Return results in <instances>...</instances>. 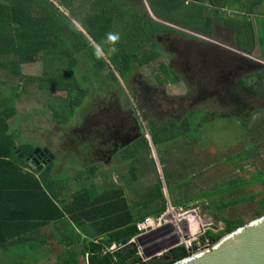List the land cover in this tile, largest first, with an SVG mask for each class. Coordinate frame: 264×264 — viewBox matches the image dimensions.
Instances as JSON below:
<instances>
[{
    "label": "trees",
    "instance_id": "trees-1",
    "mask_svg": "<svg viewBox=\"0 0 264 264\" xmlns=\"http://www.w3.org/2000/svg\"><path fill=\"white\" fill-rule=\"evenodd\" d=\"M119 1L91 0L85 14L84 24L81 27L83 32H80L71 31L68 28L69 17L59 9L60 6L61 9L64 8L70 12L75 0H59L58 6L49 0H0V41L3 43L0 47V68L6 69L8 76L18 77L25 83L24 86L36 83V88L40 91L46 89L44 81L47 80L50 82L48 87L50 96L54 90L63 91L68 99L66 104L64 99H62L63 105L51 106V103L48 104L50 101L47 103L51 117L56 120V123L63 124L67 120V115L73 111V106L78 105L85 95L84 87L72 74V69L77 62L80 60L97 72L105 69V61L95 46L106 51L103 40L105 37H109L111 30L115 28L113 23L117 21V14L126 10V6H122L124 4L118 3ZM178 1L182 3L185 0ZM191 1L202 2V0ZM205 1L214 8L235 4L244 15L235 20H224L214 11L210 18L204 19L201 27L202 33L210 35L212 19L218 18L224 25L232 29L233 46L236 50L250 54L254 47H257L258 56L264 61V27L258 26L253 29L251 23L246 19L247 15L251 14L253 8L259 5L262 0ZM145 2L154 15H158L163 9L162 0H145ZM141 18L143 21L151 23V29L143 30V22L136 23L130 28L131 33L127 31V34L114 42V46H118V51L112 54L110 62L119 73L127 68L135 58L127 50L128 48L125 49V46L127 47V44L137 41L144 35L143 39L150 40L148 33L157 32L156 29L159 25L152 22L147 16ZM135 27H138L136 28L139 30L138 35L132 32ZM120 28L124 30L122 26ZM133 47L136 48V45ZM151 58L153 56H144L143 62H147ZM118 60L120 66L116 64ZM35 61L42 66L41 75L38 77L20 76L18 67L21 64ZM109 76L115 80L111 71H109ZM254 76V89L246 85L243 80L239 82L242 92L252 96L260 95L257 92L260 91L262 80L260 73H255ZM18 98L17 94H9L0 99V167L2 168L1 179H5L6 183L5 186L3 184L0 186V201L7 203L9 195L15 197V200H10L11 204H15L13 208L11 207L10 216L5 215L4 218H1V222L13 219L18 222L38 220L35 225L38 228L48 222H53V236H55L56 242L64 247V251L59 257V264H80L79 259H83L85 254H87L86 264H171L188 256L181 246H177L168 250L167 257L169 259L166 263H161L160 259L143 263L135 255V245L127 243L135 235L134 224L136 222L147 216L157 217L165 208L161 182L157 177H155L154 183L145 188L141 194H137L135 199L127 200L121 186H109L99 192L96 191L90 182L92 172L90 169L84 168L78 171L73 178V180H81L84 183L63 199L60 197L62 193L58 187L65 183L52 177V160L45 164L40 171L32 170L27 166L24 159L36 146L35 144L32 145L26 141L18 143L15 149H18L21 157L16 158L17 154H13L12 138L6 133L8 129L6 122L14 116L13 101ZM236 104L237 108L233 109L229 116L222 117L219 114L213 116L202 113L203 117L200 121L196 120L191 125L188 118H181L179 121L166 119L164 122L149 120L147 131L151 144L162 146L168 142L176 141L178 138H187L191 143L192 132L196 133L195 130L206 122V117L210 120L213 118H234L244 125L249 117V107L238 99H236ZM194 136L192 135V137ZM147 152H149L148 145L143 137L136 146L123 151L125 154L123 158L129 160L127 164L128 177L124 178V187H128L130 182L135 180L134 163L140 155ZM250 176V180L241 181L238 186L264 182V172L252 173ZM164 178L167 181V175ZM12 181L14 182L13 186L11 185ZM235 187L237 185L234 184L218 185L214 190L206 192L200 190L195 197L182 201L177 199L172 204L186 207L197 200L202 209L211 214L213 212V218L222 222V228L217 231L207 229L203 235L197 237L199 241L206 238L208 242L213 243L219 236L244 224L239 218H225L222 213L223 208L249 199L253 200L258 196L250 195L218 203L212 200L215 194H223ZM170 191L168 190V192ZM256 205L257 211L254 212V215L260 217L264 214V192L260 193ZM26 233V231H18L14 236L20 242L18 237L24 236ZM12 241L14 240L0 238V246ZM111 243H120L123 247L113 255L98 253L100 248Z\"/></svg>",
    "mask_w": 264,
    "mask_h": 264
},
{
    "label": "rangeland",
    "instance_id": "rangeland-1",
    "mask_svg": "<svg viewBox=\"0 0 264 264\" xmlns=\"http://www.w3.org/2000/svg\"><path fill=\"white\" fill-rule=\"evenodd\" d=\"M49 1L56 6L59 4V0ZM90 1L75 0L70 12L62 11L59 6V9L69 17L75 29L80 32H82L81 27L84 24L85 14L88 11ZM136 1L120 0V3H125L122 6H126V10L131 11V9H137ZM202 1V3L194 2L196 6L191 7L193 5L192 3V5H188L191 8H186L192 14L193 18L191 20L195 21L193 31H196L197 27L199 28L201 21L206 19V16L211 15V12L205 9V1ZM183 2H186L184 6L187 7V2L189 4L191 1L185 0ZM190 9L192 12H190ZM257 9L256 6L253 8V11H257L256 13L259 15L264 14V3L259 7L260 10ZM137 13L141 14L140 12ZM223 13L225 16L233 15V18H235V14L233 13L227 11ZM126 15L124 16L125 19L127 18ZM125 19H122V21L124 22ZM260 21L264 24V18L260 19ZM136 23V20H131L129 23L125 22V24H121L118 20L113 23L115 28L111 30L109 37H105L103 40L106 51L95 46L105 62L108 60L109 50L112 48L115 50L116 48L114 46L115 40L127 34V31L130 32V28ZM185 25L191 24L188 21H180L179 25H177L179 31L183 32L186 27ZM121 26L124 30L120 28ZM136 28L138 27H135L132 32L138 35L139 30ZM142 29H151V23L144 21ZM228 31L225 30V33H229ZM183 33L189 35L185 30ZM111 36H115L116 39H110ZM144 36L140 37V39ZM230 37V45L235 52L232 54L244 59L246 63L252 64V67L250 66V68L241 71L237 77L247 78L245 80L246 85L254 89L255 73L262 75L260 91L257 92L260 95L248 97L241 94L242 99L250 104L247 122L241 125L234 118H213L210 120V118L206 117V122L195 130L196 133L191 131L192 135H195L194 137L191 135V143H189L187 138H178L176 141L168 142L166 145H152L147 131V122L149 120L155 122H164L165 119L179 121L183 117L188 118V122L191 125L196 120L200 121L203 117L202 113L213 116L219 114L223 117L226 115L229 116L232 111V106L229 104L226 95V97H222L224 105L217 103V101H215V105L211 102L212 97H209L205 100L194 101L191 104V109H193L191 117V110L185 112V108L191 102V97H194L193 93L190 92V95L184 96L179 89L174 88L175 85H166L167 92L164 95L162 88L158 87L159 91L156 92L157 95H152L151 93L152 100L150 105L146 109L138 112V116L136 114L134 115L141 127L149 152L140 155L134 163L135 180L131 181L128 187L123 186L124 178L128 177V159L121 162L116 151L110 154L108 153V159L106 161L99 159V154L97 155L98 159H94L93 151L96 150L95 143H97L98 149L100 148L101 151L109 146L110 141L108 139L106 143H100L98 145L99 140L91 137L94 135V125L89 119H93V105L97 101H99L98 103H104L109 98L106 95V89H108L111 83L101 73L98 76V74L88 69L82 61L79 60L75 67H73L72 74L81 83L82 87H84L85 95L78 105L73 106V111L67 115V120L63 124L58 125L56 124V120L52 119L47 103L50 101L48 104L51 103V106H55L56 104L63 105L62 99H64L65 104L68 99L63 91L54 90L50 96V91L48 90L50 82L45 80L44 84L46 89L40 91L36 88V83H32L30 87L25 89L24 94L23 92L20 94L17 100L18 111L16 113L18 128H20L19 122H22L21 126L26 125L29 129L26 142L32 145L37 144L40 147L44 145L50 151L53 157L51 175L66 184V195L84 183L81 180H73L74 175L84 168L90 169L92 172L90 182L94 185L96 191L99 192L109 186H121L123 187L127 200L135 199L136 195L141 194L145 188L151 186L155 181V177H157L161 182V192L165 206L167 203L173 205V201L177 199L182 201L193 198L198 195L200 190L206 192L208 190H214L218 185L228 186L229 184H234L237 187L232 190L229 189L223 194H215L212 200L216 201V203L228 202L237 198L258 195L253 200L249 199L245 202L235 203L222 210L225 218H239L244 223L243 225H245L258 218L254 215V212L257 211L256 201L260 193L264 192L263 181L253 182L246 186H238L239 182L250 180V174L264 172V61L259 58L257 47H254L250 54H246L233 47L231 32ZM143 40L146 44L148 43L147 40ZM163 60L164 58L159 61ZM106 65L108 70H111L108 64ZM156 65L157 63L155 62L147 64L149 77L146 75L150 79V83H152L151 77L159 76ZM41 70L42 66L39 62L35 61L24 69V74L37 77L41 75ZM140 77L142 80L145 79L143 75H140ZM144 83L147 82L144 80ZM160 83L167 84V81L163 79ZM229 85L230 91L234 89L233 84ZM130 89L132 90V88ZM127 93L128 97L126 96L124 98L120 97L119 94L117 101L123 105L122 107L132 108L134 104L133 92L128 91ZM101 113L99 112L98 114ZM134 113L136 112L134 111ZM21 129L26 132L24 126ZM166 175L168 177L167 181L164 178ZM168 190L171 191L168 192ZM184 208L194 210L201 223L198 226L202 225L204 229L209 228L216 231L222 228V222L213 218V212L211 214L202 209V206L197 203V200ZM202 230L200 228V231ZM160 234V232L157 233L153 238L159 239ZM224 235L219 236V238ZM149 238L143 239V242ZM173 242L176 241L174 240ZM55 246L52 251H49V248L44 250L42 259H39L36 255L33 256L32 264H59V257H61L60 255H62L64 250L59 244ZM169 248L166 244L158 243L155 251L163 250L161 257L165 259L167 258ZM8 258L7 261L16 264ZM79 260L80 264H83L84 260L82 258ZM6 263V257H0V264Z\"/></svg>",
    "mask_w": 264,
    "mask_h": 264
},
{
    "label": "flooded vegetation",
    "instance_id": "flooded-vegetation-1",
    "mask_svg": "<svg viewBox=\"0 0 264 264\" xmlns=\"http://www.w3.org/2000/svg\"><path fill=\"white\" fill-rule=\"evenodd\" d=\"M136 5L138 7L135 10L130 8L131 11L123 10L119 12L117 20L121 24H125V22L129 23L131 20H136L137 23L144 22L140 14L137 13L141 11L139 0L136 1ZM126 13L128 14L126 15ZM124 14L127 16L126 19ZM122 19H125L124 22ZM164 27L165 29H162L158 34L149 35L150 40H147V44L141 38L133 42L135 44L131 42L129 45L127 44V47L125 46V49L128 48L127 50L135 58L132 59L127 68L123 69L119 67L123 69V71H120L121 73L117 72L110 62L112 54L118 51V46L116 45L117 48L115 50L113 48L109 50L108 60L105 62L111 70H108L107 65L102 70L103 72H97L87 67L98 74V76L101 73L111 83L108 89H106V95L109 98L104 103H98L99 101H97L93 105V119H89L94 125V135L91 137L99 140L98 145L106 143L108 139L110 141L109 146L101 151L100 148L98 149L97 143H95L96 150L93 151L94 159L99 158L102 161H106L108 153L116 151L121 162L126 160L123 158V155H125L123 151L129 147L136 146L139 140L142 137L144 138L141 127L134 115L138 116V112L150 105L152 100L151 93L155 95L159 91L158 87L162 88L164 95L167 92L166 85H175L174 88L179 89L184 96L193 93L194 97H191V102L186 108L184 107L185 112L193 111L191 104L194 101L205 100L209 97H212L211 102L215 105V101L224 105L222 97L227 96L228 102L232 106L231 110L237 108L236 99L247 104L248 107L250 106L247 101L242 99L241 94L248 97L253 96L242 92L239 87V82L243 80L245 83L247 78L243 79L237 76L241 71L250 68L252 64L246 63L244 59L233 55L235 52L230 45V31H228L229 33H225L223 26L218 21L211 24L210 35L203 34L201 28L198 34L188 33L189 35H187L183 33L184 30L181 32L177 28L170 27V29H166L168 27ZM172 27L175 26L172 25ZM122 42L124 44L123 40ZM133 45H136V48ZM144 56H153V58L147 62H143ZM163 58V61H159ZM150 62L157 63L156 66L159 73L158 77H151L152 83L148 79L149 74L147 72V64ZM116 64L120 66V61L118 60ZM109 71L114 74L115 80L109 76ZM140 75H143L145 79L142 80ZM163 79L167 81V84L160 83ZM144 80L147 83H144ZM229 84H233L234 87L231 91L229 90ZM127 90L133 92L134 104L132 108L125 106L124 108L117 101L119 94L122 98L128 97ZM215 97H217L216 100ZM99 112L102 113L98 114ZM128 142L130 143L125 146ZM98 154L99 157L97 158ZM166 259L169 258L167 257Z\"/></svg>",
    "mask_w": 264,
    "mask_h": 264
},
{
    "label": "crops",
    "instance_id": "crops-1",
    "mask_svg": "<svg viewBox=\"0 0 264 264\" xmlns=\"http://www.w3.org/2000/svg\"><path fill=\"white\" fill-rule=\"evenodd\" d=\"M186 1H191V0H186ZM205 1V0H204ZM203 2V1H202ZM201 2V3H202ZM186 2H179L178 0H162V4H163V9L159 12L158 15H154L148 8V5L146 4L145 0H139V4H140V16L146 18V16L155 24L159 25V27L156 29L157 32L154 33H148L149 35H155L158 34L162 29L164 30L165 27H168L166 29H170L171 28H177L179 30V27H177V25H179L180 21H188L190 22L191 25H185L186 27L184 28V30L187 33H193V34H198L199 33V29L202 27V23L204 21V19L201 21L199 28H196V31H193L194 29V20H191L192 14L189 13V11L187 10L188 8L194 7L196 6V4L194 2H187V7L184 6ZM193 3V5H192ZM264 3V0L261 1V3L259 5H257V10H260L259 7ZM205 9L211 12V15L214 11H216V13H218V16H220L222 19H227V20H235L237 18H240L242 15H244L243 12H241V10L239 9V7L235 4H227L226 6H222V7H212L210 6L206 1H205ZM188 5H192L191 7ZM187 8V9H186ZM197 9V7H196ZM230 12L235 14V18H233V15L230 16H225L223 12ZM190 12L191 9H190ZM257 11H252L251 14L247 15L246 19L251 23L253 29H256V27L260 26V27H264V24L260 21V19L264 18V14H257ZM146 13V15H144ZM211 15L206 16L205 18H210ZM218 18H213L212 19V23L215 21H218L219 24H221V26H223L224 30H229L232 34V29L230 27H227L226 25H224ZM177 24V25H176ZM175 26V27H172ZM190 28V29H188ZM153 30V29H152ZM83 32V31H82ZM2 42L0 41V47L2 46ZM234 47V46H233ZM31 63H26V64H21L18 67V71L20 76L22 77H32L30 75H25L24 74V69L27 68V66H29ZM38 77V76H37ZM25 83L18 79V77H11L8 76L7 74V70L6 69H2L0 68V99L1 97H5L9 94L12 95H19L24 91L26 88L30 87V86H24ZM23 89V90H22ZM18 100V99H17ZM17 100L14 99L13 101V110L15 112L14 116L12 118H9L7 120V134L9 136H11L12 141L14 143V147H13V154L16 155L14 153V150H18L15 149V146L23 141L27 140V136L29 135L28 133V127H26V125H22L25 127L26 132H24L21 126L22 122H19L20 128H18V120H17ZM58 124V123H56ZM59 125V124H58ZM31 141V140H29ZM35 147L38 148H46L44 145H42V147L38 146L37 144H35ZM34 147V148H35ZM0 148H1V143H0ZM47 149V148H46ZM49 151V150H48ZM50 152V151H49ZM21 155V154H20ZM17 158V157H16ZM44 167V166H43ZM42 167V169H43ZM1 167H0V186H5V179H1ZM41 169V170H42ZM27 171V170H26ZM10 184V183H9ZM11 185H14V182L12 181ZM60 191H61V198H65L66 197V193H65V188H66V184L61 185L60 187ZM58 192V191H57ZM10 200H15V197L12 195H9V200H7V203L0 201V225L2 224V226L0 227V238H5V239H10V240H14L12 242H7L5 245L0 246V257L5 258L6 257V264H13V262L7 261L8 259H11L12 261H14L16 264H32V257L33 256H37L39 259H42V256L44 255V250H47V248H49V251H52L54 246L56 244H58L56 242L55 236H53V222H48L47 224H45L44 226H41L38 228V226L35 227V225H37L38 220H25L22 222H18L17 220H12V221H7V222H1V218H4L5 215L10 216L11 212L10 211L14 205L10 203ZM12 207V208H11ZM35 209V207H34ZM36 210V209H35ZM35 213V212H34ZM2 215V217H1ZM18 231H26V235L24 234V236H19L18 239H20L21 241L18 242L17 238H15V233ZM12 235V236H10ZM61 244H59L60 246ZM56 247V246H55ZM61 248L64 249V247L61 245ZM5 256V257H4ZM11 257V258H10ZM37 262V260H36ZM35 262V263H36Z\"/></svg>",
    "mask_w": 264,
    "mask_h": 264
},
{
    "label": "built area",
    "instance_id": "built-area-1",
    "mask_svg": "<svg viewBox=\"0 0 264 264\" xmlns=\"http://www.w3.org/2000/svg\"><path fill=\"white\" fill-rule=\"evenodd\" d=\"M199 224H201L200 220L194 210L167 203L164 211L159 216H147L136 222L134 224L135 235L127 243L135 245V255L143 263L163 259L161 257L163 250L155 251L158 243L166 244L170 247L169 249L181 246L189 256L198 251L209 249L214 243L208 242L206 238L203 241L197 239L198 236L203 235L205 230L209 229H204L202 225L198 226ZM200 228L203 230L200 231ZM159 232L161 233L159 239H154L153 236ZM145 238L149 239L143 242ZM174 240L176 242H173ZM122 247L123 245L120 243H111L100 248L98 253L100 255H113L114 252L122 249ZM86 257L87 254L83 257V264H86Z\"/></svg>",
    "mask_w": 264,
    "mask_h": 264
},
{
    "label": "water",
    "instance_id": "water-1",
    "mask_svg": "<svg viewBox=\"0 0 264 264\" xmlns=\"http://www.w3.org/2000/svg\"><path fill=\"white\" fill-rule=\"evenodd\" d=\"M62 11L66 12L64 8ZM68 28L75 30L70 22ZM16 157L21 155L14 150ZM53 159L46 148L35 147L24 159L35 171ZM166 263L168 259H161ZM171 264H264V215L238 227L216 240L209 249L191 254Z\"/></svg>",
    "mask_w": 264,
    "mask_h": 264
},
{
    "label": "clouds",
    "instance_id": "clouds-1",
    "mask_svg": "<svg viewBox=\"0 0 264 264\" xmlns=\"http://www.w3.org/2000/svg\"><path fill=\"white\" fill-rule=\"evenodd\" d=\"M110 39H112V40H115V39H116V37H115V36H111V37H110Z\"/></svg>",
    "mask_w": 264,
    "mask_h": 264
},
{
    "label": "bare ground",
    "instance_id": "bare-ground-1",
    "mask_svg": "<svg viewBox=\"0 0 264 264\" xmlns=\"http://www.w3.org/2000/svg\"><path fill=\"white\" fill-rule=\"evenodd\" d=\"M194 231H196V229H194Z\"/></svg>",
    "mask_w": 264,
    "mask_h": 264
}]
</instances>
